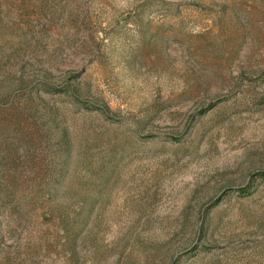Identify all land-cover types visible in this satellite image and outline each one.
<instances>
[{"label":"rangeland","instance_id":"374dc122","mask_svg":"<svg viewBox=\"0 0 264 264\" xmlns=\"http://www.w3.org/2000/svg\"><path fill=\"white\" fill-rule=\"evenodd\" d=\"M46 78L0 264H264V0H0V94Z\"/></svg>","mask_w":264,"mask_h":264},{"label":"trees","instance_id":"16d2710c","mask_svg":"<svg viewBox=\"0 0 264 264\" xmlns=\"http://www.w3.org/2000/svg\"><path fill=\"white\" fill-rule=\"evenodd\" d=\"M18 81L17 85L26 87L30 86L34 80L26 76L22 70ZM54 87L53 82L46 78L38 87L34 88L35 92H29L26 95L23 105L16 103L14 88L0 94V255H6L7 258L10 257V250L2 248L3 245L8 246L6 244L8 237L17 236V234L21 236L22 232L20 230H23V228L29 230V241L35 237L37 247L46 240L45 235L49 223L47 211L57 204L54 198H46L42 195L24 198L17 196L16 193L14 194L17 189L14 188L11 182V176L14 175L12 167L17 168L16 158L13 157L16 150V146H14L16 140L9 138L11 131L18 128L24 129L30 135L33 134L30 131L37 129L36 123L22 119V113L26 114L28 111L32 117L35 115V112L31 110L32 108L28 109L26 104L32 97L39 94L38 89L50 91ZM2 137H5V139ZM20 145L18 143L17 147ZM41 189H36V191Z\"/></svg>","mask_w":264,"mask_h":264}]
</instances>
